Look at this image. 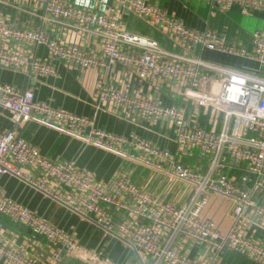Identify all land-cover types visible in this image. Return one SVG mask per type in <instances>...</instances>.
Wrapping results in <instances>:
<instances>
[{
  "label": "built area",
  "instance_id": "2783aa9c",
  "mask_svg": "<svg viewBox=\"0 0 264 264\" xmlns=\"http://www.w3.org/2000/svg\"><path fill=\"white\" fill-rule=\"evenodd\" d=\"M19 1L33 5L48 29L0 22V36L18 44L44 46L50 60L0 47L1 67L24 71L31 78L56 76L51 62L56 60L85 71L96 68L114 74L123 69L154 87L163 84L183 104H164L131 92L119 79L102 78L95 89L99 106L169 124L176 146L172 150L135 132L120 135L97 128L92 119L39 101L32 89L13 84L0 82V107L16 123L30 118L54 126L182 183L191 192L178 204L152 195L126 171L98 179L75 160L48 158L16 130L0 133V179L16 176L55 199L135 252L141 264H215V259L190 257L182 248L185 242L204 247L215 258L230 250L264 264V243L239 227L244 219L264 226V77L203 57L204 51H213L264 67V27L252 33L253 48L248 50L224 31L190 27L151 0ZM198 1L206 2L212 15L238 8L244 15L260 14L264 19V0ZM129 17L154 34L132 32ZM59 29L77 33L80 40L67 42L51 33ZM213 199L229 204L232 224L226 231L205 216ZM3 218L27 229L29 241L45 240L49 255L41 257L19 242ZM67 254L91 264H118L81 245L74 232L8 196L0 183V263L65 264Z\"/></svg>",
  "mask_w": 264,
  "mask_h": 264
},
{
  "label": "crops",
  "instance_id": "0c3cea01",
  "mask_svg": "<svg viewBox=\"0 0 264 264\" xmlns=\"http://www.w3.org/2000/svg\"><path fill=\"white\" fill-rule=\"evenodd\" d=\"M151 1L175 13L194 29L204 30L209 27L226 32L233 42L244 46L248 50L253 48L252 33L264 27L262 15H244L238 8L230 11L217 10L216 14L212 15L210 6L203 1ZM0 22L9 26L33 29L43 26L48 29V26L42 25L41 20L37 17L36 8L27 2L19 0H0ZM127 22L129 29L134 33L154 34L148 26L133 17L127 18ZM51 33L67 42L80 40L78 34L73 31L59 29L55 32L52 30ZM0 47L19 52L30 58L50 60L48 50L44 46L18 44L0 36ZM205 55L216 56L217 59L220 57L227 59L226 64L208 60L210 62L264 77V67L255 61L213 51H204V59ZM51 62L57 69L58 74L56 76L31 78L24 71L0 66V82L13 84L21 89H32L37 100L49 102L55 107L88 117L94 121V125L97 128L120 135L135 132L148 137L158 145L175 150L174 129L169 124L164 122L152 123L141 119L135 113L126 114L105 106H99L95 89L96 82L102 78L107 81L119 79L120 84L128 87L131 92L158 98L164 104H172L174 102L183 104L182 98L176 97L167 86L161 84L154 87L148 83L141 82L123 69H118L114 74H111L104 69L95 68L85 71L71 69L56 60H51ZM201 115L206 118L205 114L202 113ZM8 130H16L20 135L37 146L41 153L48 158L75 160L80 168L93 173L98 179L107 180L121 171H126L134 182L143 186L158 198L164 194V191H167L168 185L166 183L171 180L165 175L136 165L114 152L88 145L81 138L65 133L54 126L46 125L30 118H24L19 123H16L11 118L10 113L0 107V133ZM186 160L190 163L197 162L195 158H186ZM229 173L238 175L240 171L230 170ZM0 183L8 196L28 206L32 211L52 224L74 232L84 247L100 252L103 257L105 256L113 262L130 263L136 261L137 264H141L137 254L127 249L121 242L110 236H105L102 229L71 212L55 199L45 196L20 178L4 175L1 177ZM173 193L178 195L176 190H173ZM180 194L182 196V192ZM228 209L229 204L227 202L213 199L205 212V216L215 227L226 231L232 224ZM2 220L4 225L11 228L10 232L18 238L19 242L28 245L34 253L41 257L49 255L51 249L45 240L42 239L33 243L28 239L29 231L27 229L11 223L6 218ZM239 227L245 234L264 243V226L244 219ZM182 248L190 257H200L212 261L215 259V264H256L247 257L230 250L215 258L213 252L191 242L183 243ZM133 253L137 257L135 260L131 259ZM65 264L91 263L75 259L67 254Z\"/></svg>",
  "mask_w": 264,
  "mask_h": 264
},
{
  "label": "rangeland",
  "instance_id": "374dc122",
  "mask_svg": "<svg viewBox=\"0 0 264 264\" xmlns=\"http://www.w3.org/2000/svg\"><path fill=\"white\" fill-rule=\"evenodd\" d=\"M205 59L206 60H211V61H215V62H218V63H223V64H226L225 62L227 61V59H225L224 57H220L219 59H217V57L216 56H213V57H210V56H208V55H205ZM219 60V61H218ZM220 61H223V62H220ZM167 185H168V187L166 188V192L164 191V194H162L161 196H160V198H162L163 200H165V201H173V202H176V203H178V204H181V203H183L184 201H183V199L184 198H186V196H187V198H188V196H189V193L191 192V190H189V189H187V187L184 185V184H182V183H179V182H177V181H171V180H168L167 181V183H166ZM165 184V185H166ZM164 190V189H163ZM173 190H176L177 192H178V195H176V194H174L173 193ZM179 191H180V193L182 192V196H181V194L179 193ZM173 194V195H172ZM181 197H180V196ZM186 198V199H187ZM185 199V200H186ZM104 258H106L105 256H104ZM131 259L132 260H135V259H137V257H136V254L135 253H133V255L131 256ZM114 263H118V264H137V262L135 261H132V262H130V263H124V262H114Z\"/></svg>",
  "mask_w": 264,
  "mask_h": 264
}]
</instances>
